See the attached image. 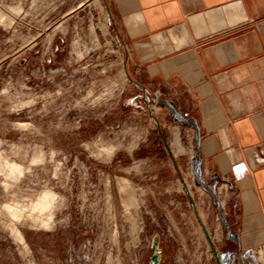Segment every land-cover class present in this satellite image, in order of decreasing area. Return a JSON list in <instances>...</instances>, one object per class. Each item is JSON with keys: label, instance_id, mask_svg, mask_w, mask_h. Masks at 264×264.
<instances>
[{"label": "rangeland", "instance_id": "obj_1", "mask_svg": "<svg viewBox=\"0 0 264 264\" xmlns=\"http://www.w3.org/2000/svg\"><path fill=\"white\" fill-rule=\"evenodd\" d=\"M125 62L104 0H0V264H217L225 192Z\"/></svg>", "mask_w": 264, "mask_h": 264}, {"label": "crops", "instance_id": "obj_2", "mask_svg": "<svg viewBox=\"0 0 264 264\" xmlns=\"http://www.w3.org/2000/svg\"><path fill=\"white\" fill-rule=\"evenodd\" d=\"M104 4L139 91L130 101L159 100L194 132L204 182L228 190L225 263L264 264V0Z\"/></svg>", "mask_w": 264, "mask_h": 264}, {"label": "water", "instance_id": "obj_3", "mask_svg": "<svg viewBox=\"0 0 264 264\" xmlns=\"http://www.w3.org/2000/svg\"><path fill=\"white\" fill-rule=\"evenodd\" d=\"M124 65H125V67H126V62L124 63ZM150 98H151L150 93H148L147 90H145L142 94H140V95L134 97V98L131 100V104H132L133 106H135V105H134V102H135L136 100H140V101H142V102L144 103V105H145V107L147 108V110L150 111ZM159 102H160V101L158 100V103H159ZM172 107L175 108V105L172 104ZM152 118L156 121L157 125L160 127V124L157 122V118H156L155 116H152ZM193 160L196 161V157H193ZM195 211H196V210H195ZM196 216H197V218H198V221L200 222L201 219H200V217H199V215H198L197 212H196ZM202 228H203V232H204V235H205V237H206V240H207V242H208V244H209V247H210V249H211V251H212V253H213V256L215 257V260H216L217 264H225V260H224L223 256L220 255V253H218V251L216 250V248H215V246H214V244H213V241H212V239H211V237H210L208 231H207V230L205 229V227H204V224H202ZM153 260H154V262H155L156 264H159V263H160V259H159L158 253H156V254L154 255Z\"/></svg>", "mask_w": 264, "mask_h": 264}, {"label": "bare ground", "instance_id": "obj_4", "mask_svg": "<svg viewBox=\"0 0 264 264\" xmlns=\"http://www.w3.org/2000/svg\"><path fill=\"white\" fill-rule=\"evenodd\" d=\"M178 135H179V133L177 134V137H175V140H174V142H173V145H174V147H175V149H176V153L178 154H183L184 153V149H183V147L181 146V141H180V136L178 137ZM175 153V154H176ZM175 156V155H174ZM16 167V166H15ZM14 169V168H13ZM52 195H48V197H47V199L46 200H44V201H41V202H39L38 203V206L39 207H41V208H48L50 205H51V203H52ZM15 210V209H14ZM12 212V210L10 211V213ZM15 212V211H14ZM19 212V211H18ZM12 214V213H11ZM20 214V213H19ZM13 215L14 216H16V215H18V214H16V213H13ZM9 217L11 216V215H8ZM7 216V217H8ZM16 219H17V217H16ZM4 222V221H3Z\"/></svg>", "mask_w": 264, "mask_h": 264}, {"label": "built area", "instance_id": "obj_5", "mask_svg": "<svg viewBox=\"0 0 264 264\" xmlns=\"http://www.w3.org/2000/svg\"><path fill=\"white\" fill-rule=\"evenodd\" d=\"M155 103H158V100H155ZM222 190H224L225 193L228 191L227 189H223V187H218L219 193H221Z\"/></svg>", "mask_w": 264, "mask_h": 264}]
</instances>
